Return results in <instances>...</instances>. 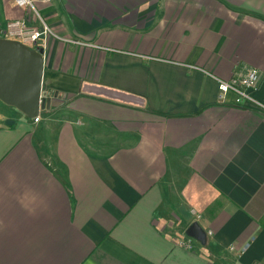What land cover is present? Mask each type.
<instances>
[{
    "label": "crops",
    "instance_id": "1",
    "mask_svg": "<svg viewBox=\"0 0 264 264\" xmlns=\"http://www.w3.org/2000/svg\"><path fill=\"white\" fill-rule=\"evenodd\" d=\"M33 2L50 100L0 107V264H264V113L208 75L255 68L264 104V0Z\"/></svg>",
    "mask_w": 264,
    "mask_h": 264
},
{
    "label": "water",
    "instance_id": "2",
    "mask_svg": "<svg viewBox=\"0 0 264 264\" xmlns=\"http://www.w3.org/2000/svg\"><path fill=\"white\" fill-rule=\"evenodd\" d=\"M42 50L32 49L18 41L0 38V102L13 107L26 117H34L38 110L49 105V97L40 90L42 73ZM92 93L124 102L139 104L134 95L89 86ZM185 234L199 243L205 241V233L193 221L185 229Z\"/></svg>",
    "mask_w": 264,
    "mask_h": 264
},
{
    "label": "built area",
    "instance_id": "3",
    "mask_svg": "<svg viewBox=\"0 0 264 264\" xmlns=\"http://www.w3.org/2000/svg\"><path fill=\"white\" fill-rule=\"evenodd\" d=\"M16 6L22 8L25 12H28L30 16L38 23V27L30 25L28 23V16L26 18L12 19L4 24V27L0 31V38L10 39L18 41L26 47L32 49L41 48L42 52L46 47V39L49 35L57 37L49 27L44 23L40 13L35 7L33 0H11ZM71 43L80 44L83 46H93L79 40H66ZM208 75L214 79L217 88V97L220 102L225 101L226 94L231 95V104L235 106H241L243 104H250L255 108L261 110L264 113V104L256 100L251 95V90L254 89L257 84L259 73L255 68H249L242 75H232L228 79L218 78L210 73ZM33 122H37L39 116L31 117ZM190 214L194 218H198L199 214L193 209H190ZM180 244L190 247L187 241H180Z\"/></svg>",
    "mask_w": 264,
    "mask_h": 264
},
{
    "label": "rangeland",
    "instance_id": "4",
    "mask_svg": "<svg viewBox=\"0 0 264 264\" xmlns=\"http://www.w3.org/2000/svg\"><path fill=\"white\" fill-rule=\"evenodd\" d=\"M0 107H2L3 109H5V110H14V108L13 107H11V106H8V105H5V104H3V103H1L0 102ZM15 111V110H14Z\"/></svg>",
    "mask_w": 264,
    "mask_h": 264
}]
</instances>
